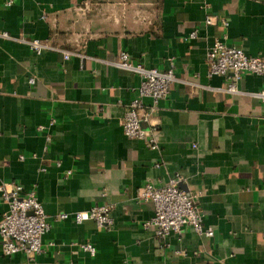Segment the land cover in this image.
Segmentation results:
<instances>
[{"label":"crops","instance_id":"obj_1","mask_svg":"<svg viewBox=\"0 0 264 264\" xmlns=\"http://www.w3.org/2000/svg\"><path fill=\"white\" fill-rule=\"evenodd\" d=\"M0 31V183L33 188L50 225L33 258L0 244V264H264V76L244 72L232 92L206 62L216 39L264 57V0H0ZM22 38L59 50L36 54ZM121 51L173 61L167 95L141 98L155 148L121 126L140 82L112 63ZM173 175L199 192L211 235L186 224L159 240L143 225L153 204L137 189ZM101 203L112 204L103 228L54 218Z\"/></svg>","mask_w":264,"mask_h":264},{"label":"built area","instance_id":"obj_2","mask_svg":"<svg viewBox=\"0 0 264 264\" xmlns=\"http://www.w3.org/2000/svg\"><path fill=\"white\" fill-rule=\"evenodd\" d=\"M14 0H4L6 6H11ZM213 15L207 14L204 23L213 24ZM227 25L226 21H222ZM196 32L188 36L193 38ZM0 37H9L6 31H0ZM30 50L40 54L47 49L59 50L37 38L20 39ZM63 58L79 56L83 60L86 55L79 51L62 50ZM206 62L209 74H219L226 78L222 88L235 92L236 81L244 72L258 73L264 76V57L249 56L234 45H227L223 39H216L206 52ZM112 63L118 67L128 69L140 77L137 86V96L127 106L121 120V126L127 136L146 139L151 147H157L154 135V126L144 127L141 123L149 121L152 108L143 110V96H150L154 101L167 95L170 84L176 79L173 61L165 68L145 66L139 61H133L126 51H121ZM33 81V78H29ZM264 103V84L255 92ZM22 157V156H21ZM198 191L190 193L181 186L180 177L173 175L166 182L154 184L145 181L136 192V196L150 200L153 204V214L143 222L145 227H153L154 236L163 240L171 231H179L183 225L189 224L200 234L211 235V226H203L202 216L196 202ZM0 200L6 204L0 218V244L4 254L24 252L33 258L41 251L42 235L49 228L47 214L38 200L35 190H24L20 183L1 182ZM111 203H101L90 206L88 209L57 213L55 219L71 217L76 222L86 219L95 221L98 228L109 226L112 222ZM82 250L94 254L95 246L89 241L77 242Z\"/></svg>","mask_w":264,"mask_h":264}]
</instances>
